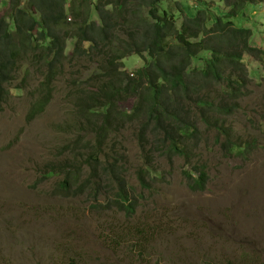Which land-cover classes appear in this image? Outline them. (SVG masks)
Wrapping results in <instances>:
<instances>
[{
	"label": "rangeland",
	"instance_id": "374dc122",
	"mask_svg": "<svg viewBox=\"0 0 264 264\" xmlns=\"http://www.w3.org/2000/svg\"><path fill=\"white\" fill-rule=\"evenodd\" d=\"M192 2L160 0L159 10L178 15L179 24L181 6ZM206 2L213 9L220 0ZM244 5L252 22L264 16V4L248 0ZM9 10V2L0 1V16ZM262 27L254 40L264 46ZM173 42L164 41L165 46ZM72 47L69 44V52ZM260 55V50L244 48L240 66L246 72H237L240 66L226 67L218 82L192 74L201 63L189 56L178 61L192 86L201 88L199 97L213 105L203 111L204 119L198 96L178 102L198 133L180 139V153L168 151L159 140L145 142L157 137L155 131H146L152 125H144L146 117L129 116L135 99L119 101L120 121L113 122L116 132L95 154V177L83 160L90 148L84 142L93 144L95 119L87 122L77 111V100L79 104L86 99L83 90L94 91L99 84L93 59L80 62L82 74L65 61L50 103L32 120L28 112L41 78L25 83L20 74L6 89L0 111V264H264ZM123 65L119 69L133 78L143 60L130 54ZM102 120L97 117L96 126ZM197 163L207 174L201 192L192 191L183 175L185 166ZM148 164L155 166L156 179L143 187L139 172ZM125 182L128 209L114 196Z\"/></svg>",
	"mask_w": 264,
	"mask_h": 264
},
{
	"label": "trees",
	"instance_id": "16d2710c",
	"mask_svg": "<svg viewBox=\"0 0 264 264\" xmlns=\"http://www.w3.org/2000/svg\"><path fill=\"white\" fill-rule=\"evenodd\" d=\"M246 1L220 0L211 9L206 0H193L181 6L183 21L177 24L178 15H169L165 10L160 12V0H5L10 10L7 16H0V111L6 103V89L20 74L25 75L22 81L25 83L37 77L41 80L37 81L28 112L29 119H34L50 103L53 83L64 75V62L82 74L85 67H81L80 62L91 58L101 77L94 91L83 90L86 99L79 104L77 100V111L87 122L95 119L91 121L95 126L91 134L93 144L84 142L90 148L89 155L83 159L92 177L98 170L95 156L98 148L117 130L112 124L120 121L118 102L128 98L135 99L128 115L146 117L144 125L153 127L146 131H155L152 135L157 136L145 138V142L159 140L168 151L180 153V139L198 133L190 115L183 112L184 105L178 102L199 97L201 88L192 86L178 61L189 56L201 63L200 69H192V74L218 82L226 67L240 66L244 48L260 50L263 55L258 59H264V46L254 40L262 25L264 32V16L252 22L253 19L245 15ZM251 1L264 4V0ZM208 10H214L215 14ZM243 22L248 24L243 25ZM167 38L174 42L165 46ZM69 44L73 46L71 52ZM127 52L137 53L143 60L133 78L119 69L124 66ZM240 68L242 71L237 72H246L243 65ZM198 104L202 118L203 111L213 107L205 97H199ZM102 116L101 125L96 126L97 117ZM226 142L229 144L230 140ZM154 172L157 171L152 164L139 172L143 187L156 179ZM45 175H50V171ZM194 175V169L186 174L189 184ZM198 178L204 188L207 174L201 172ZM126 184L123 183L114 196L120 207L128 209L131 200Z\"/></svg>",
	"mask_w": 264,
	"mask_h": 264
},
{
	"label": "bare ground",
	"instance_id": "6f19581e",
	"mask_svg": "<svg viewBox=\"0 0 264 264\" xmlns=\"http://www.w3.org/2000/svg\"><path fill=\"white\" fill-rule=\"evenodd\" d=\"M10 21V20H9ZM12 23H14L13 21H12ZM10 24V23H9ZM11 26V25H10ZM148 26V25H147ZM15 28H17V27H15ZM65 31V30H64ZM9 32V31H8ZM140 34V33H139ZM149 34V33H148ZM156 34V33H155ZM154 34V35H155ZM152 35V34H151ZM143 36V35H142ZM141 36V37H142ZM258 36V35H257ZM135 37V36H134ZM146 37V36H145ZM262 40V39H261ZM134 45V44H133ZM128 47V46H127ZM141 47V46H140ZM127 53H129L130 54V52H127ZM142 53V52H141ZM128 54V55H129ZM137 54V53H136ZM77 55V54H76ZM137 55H139V54H137ZM134 56V55H133ZM44 61V60H43ZM153 67H154V65H153ZM157 69V68H156ZM159 72H160V70H159ZM250 74V73H249ZM244 75H246V74H244ZM247 76V75H246ZM19 77V76H18ZM258 78V77H257ZM160 80V79H159ZM242 82V81H241ZM7 84V83H6ZM248 84H249V82H248ZM244 90V89H243ZM202 106V105H201ZM240 109V108H239ZM245 111V110H244ZM243 114V113H242ZM221 133H223L222 131H221ZM133 137H134V135H133ZM237 146V145H236ZM238 149V152H243V150H242V148L241 147H238L237 148ZM108 150V149H107ZM208 156V155H207ZM225 157V156H224ZM110 158V157H109ZM236 159V158H235ZM111 160H113L112 158H111ZM110 160V161H111ZM240 160V159H239ZM112 165V164H111ZM192 169H194V171H195V175H194V177H193V180L191 181V183L189 184L188 183V181H187V179H186V174L190 171V170H192ZM201 172H203L205 175H206V172H205V168H204V166L203 165H201L200 163H197L196 165L195 164H193L192 166H190V167H188V166H185L184 167V169H183V175H184V178L186 179V181H187V184H188V187L192 190V191H204V188H205V185H206V182L204 183V188L201 186V185H199V183H198V181L197 180H199V178H198V176L200 175V173ZM182 175V174H181ZM101 176H103V175H101ZM196 178H197V180H196ZM207 180V179H206ZM185 181V182H186ZM189 189V190H190ZM1 248V247H0Z\"/></svg>",
	"mask_w": 264,
	"mask_h": 264
}]
</instances>
